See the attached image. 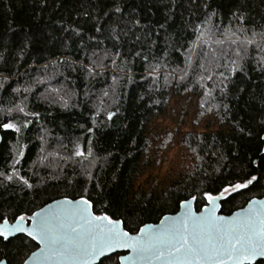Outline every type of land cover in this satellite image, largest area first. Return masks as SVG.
Returning <instances> with one entry per match:
<instances>
[{
    "label": "trees",
    "instance_id": "trees-1",
    "mask_svg": "<svg viewBox=\"0 0 264 264\" xmlns=\"http://www.w3.org/2000/svg\"><path fill=\"white\" fill-rule=\"evenodd\" d=\"M209 29L217 38L264 32V0H0V124L21 129L0 127V216L14 222V215L86 196L95 214L138 230L178 213L198 189L256 176L222 201L227 216L264 198V51L249 46L236 74L231 60L238 58L229 51L219 61L228 67L200 81L199 64L211 50L197 37ZM220 72L230 78L223 91ZM190 96L198 121L212 118L227 131L185 134L180 144L193 156L191 171L159 194L137 190L146 157L176 137L151 132V119L174 97ZM206 203L195 201L196 210ZM37 249L23 235L0 238V260L8 264H23Z\"/></svg>",
    "mask_w": 264,
    "mask_h": 264
},
{
    "label": "snow or ice",
    "instance_id": "snow-or-ice-1",
    "mask_svg": "<svg viewBox=\"0 0 264 264\" xmlns=\"http://www.w3.org/2000/svg\"><path fill=\"white\" fill-rule=\"evenodd\" d=\"M96 30L100 31L99 28ZM220 35L223 38H217V34L209 29L207 38L204 33L197 37L200 44L211 50V55L204 52L207 64H199L202 71L200 81L212 80L216 69L228 67L219 61L227 57L229 51L238 58L231 60L233 74L242 71L239 61L245 59L249 46L255 45L264 51V44L255 39L259 35L264 41V32L253 33L252 38L245 39H240L236 32L226 31ZM258 62L264 70V57ZM88 71L91 74L93 70L90 68ZM219 76L222 79L218 87L223 91L227 87L225 81L230 78L224 72ZM205 94L210 95L211 91ZM17 109L25 111L20 106ZM112 115L109 114L108 118L112 119ZM0 127L17 133L21 131L13 123H3ZM74 155L85 157L84 151L79 149ZM88 178L92 179L91 176ZM257 179L251 176L220 189H198L199 197L190 195L180 202L182 211L178 215L164 216L159 225L144 224L138 230H126L122 227L124 221L106 214H95L94 205L86 196L79 200L65 198L31 215H14V222L0 216V238L7 241L16 233L26 234L40 245L39 251L32 252L29 257L38 264H264V199L248 200L247 207L230 217L216 215L218 201L249 189ZM23 183L28 188L33 187L27 180ZM198 199L207 202L199 213L193 211V202ZM29 221L31 225L26 226ZM121 250H128L129 254L125 255ZM0 264H5V261L0 260ZM23 264H29V260H24Z\"/></svg>",
    "mask_w": 264,
    "mask_h": 264
},
{
    "label": "rangeland",
    "instance_id": "rangeland-1",
    "mask_svg": "<svg viewBox=\"0 0 264 264\" xmlns=\"http://www.w3.org/2000/svg\"><path fill=\"white\" fill-rule=\"evenodd\" d=\"M197 113L196 97H174L162 115L151 119V132L158 136L175 132L176 137L167 150L161 152L158 146H155L150 155L146 157L143 174L136 181L137 190L159 194L191 171L194 165L193 156L180 144L185 134L227 131V128L219 125L212 118L198 121ZM160 144L161 142H158L156 145Z\"/></svg>",
    "mask_w": 264,
    "mask_h": 264
},
{
    "label": "water",
    "instance_id": "water-1",
    "mask_svg": "<svg viewBox=\"0 0 264 264\" xmlns=\"http://www.w3.org/2000/svg\"><path fill=\"white\" fill-rule=\"evenodd\" d=\"M4 131H7V130H5V129H3ZM263 141H264V136H263ZM2 142H3V136H2V133H1V130H0V146H1V144H2ZM263 154H264V147H263ZM260 199H264V198H260ZM60 200H63V199H60ZM71 200V199H70ZM79 200V199H78ZM223 201V200H222ZM222 201H218L217 203H218V205H219V207L217 208V210H216V215H219V216H225V217H230V216H232L234 213H236V212H238V211H240V210H238V211H236V212H234L233 214H231V215H224V214H222L221 213V210H222ZM55 202V201H54ZM54 202H52V203H50V204H54ZM49 205V204H48ZM248 205H246L245 207H247ZM46 207V206H45ZM44 207V208H45ZM40 210H38L37 212H39ZM93 211H94V208H93ZM182 211V209L180 208V210L178 211V213H176V214H174V215H167V216H169V217H173V216H176V215H178L180 212ZM193 211H195V212H197V213H199L197 210H196V207H195V202H193ZM95 213V212H94ZM160 223V222H159ZM159 223L158 224H149V225H159ZM31 225V222L29 221L28 222V224L26 225V226H30ZM122 227H124V225H122ZM20 235H23V236H26L27 238H29V239H31L30 237H28L26 234H24V233H16L15 235H13V236H11L7 241H9L10 239H13V238H15V237H17V236H20ZM3 239V238H2ZM37 245H38V249L37 250H35L34 252H38L39 251V248H40V245L36 242V241H34ZM122 251V253L123 254H125V255H127V254H129V252H128V250H121ZM30 257H31V255H30ZM27 260H29V264H38V262L37 261H34V260H30L29 258L27 259ZM5 261V260H4ZM5 264H8L6 261H5ZM153 264H155V262H153Z\"/></svg>",
    "mask_w": 264,
    "mask_h": 264
},
{
    "label": "flooded vegetation",
    "instance_id": "flooded-vegetation-1",
    "mask_svg": "<svg viewBox=\"0 0 264 264\" xmlns=\"http://www.w3.org/2000/svg\"><path fill=\"white\" fill-rule=\"evenodd\" d=\"M247 205V204H246ZM244 208V207H243Z\"/></svg>",
    "mask_w": 264,
    "mask_h": 264
}]
</instances>
